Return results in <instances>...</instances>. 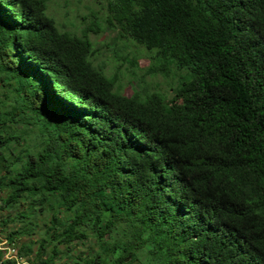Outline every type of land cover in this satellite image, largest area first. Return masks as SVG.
<instances>
[{"label": "trees", "instance_id": "1", "mask_svg": "<svg viewBox=\"0 0 264 264\" xmlns=\"http://www.w3.org/2000/svg\"><path fill=\"white\" fill-rule=\"evenodd\" d=\"M105 2L79 34L0 0V235L27 264H264V0ZM90 31L172 97L125 96Z\"/></svg>", "mask_w": 264, "mask_h": 264}, {"label": "rangeland", "instance_id": "2", "mask_svg": "<svg viewBox=\"0 0 264 264\" xmlns=\"http://www.w3.org/2000/svg\"><path fill=\"white\" fill-rule=\"evenodd\" d=\"M47 2L48 14L56 20L63 30L76 31L82 34V32L93 28L98 22L104 26L102 22L106 18L105 0H47ZM89 37L95 49V65L104 67L108 77L116 78L117 87L121 88L125 96H132L134 90L141 89V86H144L148 92H163L169 96L173 94L172 88L177 87V80H174L173 74L169 77L149 75L148 70L151 67V62L145 49L141 48L142 56L139 59V68L136 69L130 64L135 56L134 53L138 51L135 45L132 43L125 45L122 41L116 43L115 35L111 32L94 34L90 31ZM134 71L137 76L135 78H133ZM14 212L8 214L14 215ZM14 226V224L8 225L4 228V234L0 235L3 238L0 247L8 246L11 250L7 255L9 258L16 255L13 249L18 250L8 244L6 239L7 234L14 230ZM37 239H39V235L33 237V240L36 241ZM30 241L28 237H23L18 239L16 244L20 248L23 243L29 244ZM38 249L39 244L33 246L34 252L30 256L31 259L35 258ZM61 249L64 248L61 247ZM50 253L51 250L49 249L48 254ZM5 259L7 258L5 257ZM67 260L64 258L57 261V264H64Z\"/></svg>", "mask_w": 264, "mask_h": 264}, {"label": "built area", "instance_id": "3", "mask_svg": "<svg viewBox=\"0 0 264 264\" xmlns=\"http://www.w3.org/2000/svg\"><path fill=\"white\" fill-rule=\"evenodd\" d=\"M0 244H2V242H1ZM0 250H3V251L6 252L5 257L7 258V260L15 259V260L18 261V264H27V262H26L25 260H21V261L18 260V257H17V251H16L15 249H13V250H14V252L16 253V255H14V256L11 257V258H9V257L7 256L8 253L11 251L10 248H9L8 246L3 247V248L0 247Z\"/></svg>", "mask_w": 264, "mask_h": 264}]
</instances>
